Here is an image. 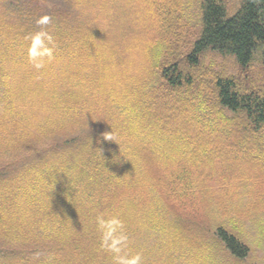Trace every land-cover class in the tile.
I'll return each mask as SVG.
<instances>
[{"label": "trees", "instance_id": "obj_1", "mask_svg": "<svg viewBox=\"0 0 264 264\" xmlns=\"http://www.w3.org/2000/svg\"><path fill=\"white\" fill-rule=\"evenodd\" d=\"M185 11V0H0V264H130L136 247L114 238L153 229L250 254L229 198L241 157L263 161L264 77L249 73L264 69V0H199L197 26ZM45 15L55 58L37 69L29 38ZM100 217L121 224L107 236Z\"/></svg>", "mask_w": 264, "mask_h": 264}, {"label": "rangeland", "instance_id": "obj_2", "mask_svg": "<svg viewBox=\"0 0 264 264\" xmlns=\"http://www.w3.org/2000/svg\"><path fill=\"white\" fill-rule=\"evenodd\" d=\"M185 1L186 20L191 25L197 26L199 0ZM213 58L216 60L217 69L227 70L236 75L243 73V71L240 73L234 59L222 55ZM249 75L250 78L258 81L264 77V69L256 64ZM262 149L257 148L255 151H259L257 152L259 154L260 151L264 152ZM257 154L255 158L263 161L248 163L245 162L244 157H241V181L235 182V185L241 184V193L236 194V198H229V200H237L238 207L241 208V217L238 216L237 221L241 224V235L250 246V254L247 257L236 259L222 248L219 251L200 252L190 248L191 246L175 242L168 244L169 238L154 229L129 233L130 239L127 238L128 234L123 235L121 240L120 236H117L113 244L116 243V247H136L134 259L138 256L141 264H264V158ZM233 214L234 212L230 213V216ZM200 239L192 246L197 247L195 243H200Z\"/></svg>", "mask_w": 264, "mask_h": 264}, {"label": "clouds", "instance_id": "obj_3", "mask_svg": "<svg viewBox=\"0 0 264 264\" xmlns=\"http://www.w3.org/2000/svg\"><path fill=\"white\" fill-rule=\"evenodd\" d=\"M51 23L50 16H43L36 21L39 26V30L34 32L30 36V46L28 48V59L30 63L37 69H41L45 66L46 62H51L55 56V41L51 33L47 30V25ZM104 139L110 140V133L104 134ZM98 224L101 229H106V235L111 236L115 232L116 228L120 226L121 222L112 218L105 220L102 217L98 218ZM139 257L133 259L130 264H137Z\"/></svg>", "mask_w": 264, "mask_h": 264}]
</instances>
